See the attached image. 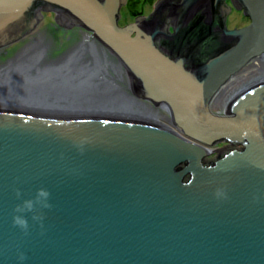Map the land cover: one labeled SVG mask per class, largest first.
<instances>
[{
    "label": "water",
    "instance_id": "water-1",
    "mask_svg": "<svg viewBox=\"0 0 264 264\" xmlns=\"http://www.w3.org/2000/svg\"><path fill=\"white\" fill-rule=\"evenodd\" d=\"M223 1L158 0L120 28L127 0H0V46L55 11L109 46L133 92L186 136L141 118L0 107V264H21L20 253L22 264H264V82L235 95L228 115L210 109L264 54V0H232L251 19L234 30ZM221 140L245 149L204 167ZM39 189L50 208L14 211Z\"/></svg>",
    "mask_w": 264,
    "mask_h": 264
},
{
    "label": "bare ground",
    "instance_id": "bare-ground-1",
    "mask_svg": "<svg viewBox=\"0 0 264 264\" xmlns=\"http://www.w3.org/2000/svg\"><path fill=\"white\" fill-rule=\"evenodd\" d=\"M128 2L129 0H127L125 5ZM125 5L123 4L122 7ZM153 8L155 10V6ZM46 13L56 15V12L52 10H40L38 22L34 28L16 40L0 46V51L4 52V54L0 53L1 108L51 115L94 114L128 117L127 114H130L133 115L132 117L135 116L134 118L141 117V119L145 115L147 118L145 120L153 122H156V119L162 118L161 112L166 111L170 117L167 116L168 119L166 117L163 118L169 122L171 126L169 128L180 136L186 137L173 123V117L165 106H157L152 102L143 100L134 92L133 95H123V99L116 97L118 92L112 89L111 85L118 80L120 81V79L123 82L125 80L128 81L126 77L130 79L129 71L115 52L98 39L91 30L80 25L65 27L59 24L56 19L54 20L57 22V27L53 26L52 34L47 30H44L45 33L43 30H39L38 28L41 21L45 19ZM120 19L117 22L118 26L120 28L125 27V25L122 26ZM67 28H79L83 32L86 30V33L84 35L85 40L80 43L79 47L72 50L69 57H63L66 53L62 55L59 51L65 48L55 45L57 38L54 36L56 35L54 32H64ZM81 30L80 32H82ZM172 31L174 33V27L172 24H169V32L171 33ZM26 35L28 37L33 35L34 39L23 42ZM16 42L19 45L13 44L12 46L18 45L13 50H5L9 48L10 44ZM88 51H92V58L86 55ZM87 59H89V62L94 61V59L98 61L103 59L106 65L103 68L94 66L85 69H81V67L77 68L79 67L78 63L87 62ZM262 62L264 64V54L252 57L246 65L256 64L254 66H261ZM245 69L243 68L236 73L229 82L219 89L210 102V109L212 111L215 110V107H223L219 115H228L227 100L232 95L231 98L238 95L245 88L249 89L258 83L264 82V73H261L259 76L257 75L258 78L256 77V80H249V73H246L242 81L247 84L243 85L242 89L236 91L237 87L243 83L242 81L236 82L233 79L239 77ZM253 76L255 77L252 74L251 77ZM128 83L131 86V80ZM118 90L119 92L122 91L120 88ZM51 98L54 99V102L50 100ZM163 126L168 127L167 125ZM220 143H226L227 149L224 153H220L223 155L216 156L211 161H208L207 158L213 152L203 157L201 163L204 167L216 164L220 158L233 150L244 151L245 149L244 145L232 144L225 140H221L207 148L216 150L213 147H217Z\"/></svg>",
    "mask_w": 264,
    "mask_h": 264
},
{
    "label": "rangeland",
    "instance_id": "rangeland-1",
    "mask_svg": "<svg viewBox=\"0 0 264 264\" xmlns=\"http://www.w3.org/2000/svg\"><path fill=\"white\" fill-rule=\"evenodd\" d=\"M143 1H146V0H143ZM151 1H152L151 5H152V7H154L158 0H151ZM143 4H144V2H143ZM143 4H142V2H140V6L138 4V8H140V11H139L140 15L139 16H147V15H143V13H144V5ZM223 5L226 8L229 7L231 9V11L227 14L226 19H225V25H226L227 29H228V26L231 27V28L241 29V28L247 27V26H249L251 24V19L248 16L245 15L244 10L237 9L233 5L232 0H224L223 1ZM122 8L123 7L120 8V12H121ZM148 9H150V8L148 6H146V9H145L146 13H147ZM153 11H154V8H152V10H151V12L149 14H151ZM123 14H124V17H123V20H122L123 26L124 25L127 26L129 24L136 23L137 22L136 18L139 17L138 15L135 16L136 18L134 20L132 15L125 8L123 9ZM55 17H56L55 14L46 13L45 19L43 21H41V24H40L38 29L39 30H43V31L47 30V31H49L52 34L53 33V29H52L53 26L55 25L54 27H57V22L54 20ZM80 30L81 29H79V28H73V29L67 28V29L64 30V32H59V33L58 32H54V33H56V35H54V36L57 38V40L55 41V45L63 46L65 48V49H60V51H59V53H61L62 55H63V53H66V54H64L66 56L63 55V57H69L70 56V52L72 50H74L76 47H79L80 43H82L85 40L84 39L85 38L84 35L86 33V30H85V32H83L82 30H81L82 32H80ZM44 33H45V31H44ZM171 33H173V31ZM30 36H33V35H30ZM27 37H28V35H26V38ZM93 40H94V38H93ZM13 44H18V42L10 44L9 48H6L5 50L6 51L13 50L14 49L13 46H12ZM50 46L54 47L52 45H50ZM48 50H49V48H48ZM81 52L83 54H85L83 51H81ZM0 53L4 54V52H2V51H0ZM91 54H92V51H88V53L86 55L90 56V58H92ZM0 57H1V55H0ZM89 59H87V62L83 61V63H78L79 67H77V68L81 67V69H85V68L91 67V66L87 65V63L89 62ZM73 64H74V62H73ZM105 65H106L105 60L101 59V60L98 61L97 65L94 66V67L103 68ZM246 66H248V65H245V67ZM245 67H244V69H245ZM126 78L128 80V81L125 80V82H127V84H125V82L121 81V79H120V81L118 80L114 84L111 85L112 89H115L118 92L117 93L118 95L116 96L118 98H122L123 99L125 95H133V91L131 90V86L128 83L130 81V79H129V77H126ZM245 84H247V83H243V84L239 85V87H237L236 91L239 90V89H242L243 85H245ZM108 86H110V85H108ZM117 86H118V88H117ZM119 88L122 89V91H124V92H122V91L119 92V90H118ZM231 97L227 100V104L230 103V100L232 99ZM50 100L54 102V99L51 98ZM222 110H223V107H221V108H216L215 107V110L213 112L219 114ZM161 113H162L161 115L163 117H166L167 119H168L167 116L170 117L169 113H167L166 111H162ZM127 116L128 117H132L133 115L127 114ZM142 118L143 119H147L145 117V115ZM162 118L156 119L155 120L156 123L161 124V125H167L168 127H171L169 122H167L164 118L163 119ZM213 148H215L216 150L208 156V158H207L208 161H211L212 159L216 158V156L223 155V154H220V153H224V151L227 149V146H226V143H220L217 147H213Z\"/></svg>",
    "mask_w": 264,
    "mask_h": 264
},
{
    "label": "clouds",
    "instance_id": "clouds-1",
    "mask_svg": "<svg viewBox=\"0 0 264 264\" xmlns=\"http://www.w3.org/2000/svg\"><path fill=\"white\" fill-rule=\"evenodd\" d=\"M16 197L19 199L21 197V193L17 190ZM50 198V193L45 189H39L37 191L36 197L34 200H27L24 201L22 206H17L14 210L17 213H24V212H32L35 213L37 206L43 209H48L51 205L48 203ZM44 217L40 214H34L32 216V220L34 222L40 223V226L43 227L42 221ZM13 226L19 227L20 229L24 230L27 234V230L29 228L28 221L20 215L13 216ZM19 261L22 262L26 259V256L23 253H20L18 256Z\"/></svg>",
    "mask_w": 264,
    "mask_h": 264
},
{
    "label": "flooded vegetation",
    "instance_id": "flooded-vegetation-1",
    "mask_svg": "<svg viewBox=\"0 0 264 264\" xmlns=\"http://www.w3.org/2000/svg\"><path fill=\"white\" fill-rule=\"evenodd\" d=\"M140 2H142V4H143V2H144V13H143V15H148L150 12H151V10H152V1L151 0H146V1H143V0H129V2L127 3V5H125V6H123V8H122V10H121V14H122V16H121V23H122V20H123V17H124V14H123V9L125 8V9H127V11L132 15V17H133V19L135 20V16H139L140 15V8H138V4H139V6H140ZM134 3V4H133ZM137 4V5H136ZM227 5V4H226ZM146 6H148L150 9H148V11H147V13H146ZM139 12V13H138ZM234 12V11H233ZM133 20V21H134ZM170 22V21H169ZM122 26H123V24H122ZM228 29L229 30H233V29H235V28H231V27H229L228 26ZM34 39V36H29V38L27 37L26 39H24V41L23 42H26V41H29V40H33ZM18 45H16V46H13V48H15V47H17ZM96 59H94V61H91V62H89V63H87V65L88 66H96L97 65V63H98V61L96 60ZM257 64H259V63H257ZM254 65H256V64H251V65H248L247 67H246V69H245V71L243 72V73H241L240 75H239V77H236L235 79H233V80H235L236 82H240V81H242V80H244V76H246V73H249V76L248 77H250V79L249 80H256V77H257V75L259 76L260 74H261V72L262 73H264V64H263V62H262V64H261V66L260 65H258V66H254ZM257 71V72H256ZM252 74L253 75H255V77L253 76V77H251L252 76ZM247 77V78H248ZM258 78V77H257ZM242 83H246V82H243L242 81Z\"/></svg>",
    "mask_w": 264,
    "mask_h": 264
}]
</instances>
